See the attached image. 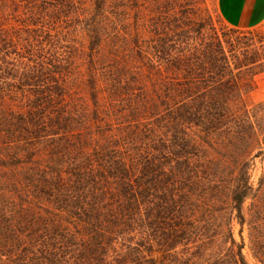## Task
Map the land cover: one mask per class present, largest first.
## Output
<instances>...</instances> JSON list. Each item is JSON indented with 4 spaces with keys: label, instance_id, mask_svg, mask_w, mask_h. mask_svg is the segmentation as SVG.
Returning a JSON list of instances; mask_svg holds the SVG:
<instances>
[{
    "label": "trees",
    "instance_id": "trees-1",
    "mask_svg": "<svg viewBox=\"0 0 264 264\" xmlns=\"http://www.w3.org/2000/svg\"><path fill=\"white\" fill-rule=\"evenodd\" d=\"M128 8L0 0V264H264L250 84Z\"/></svg>",
    "mask_w": 264,
    "mask_h": 264
},
{
    "label": "rangeland",
    "instance_id": "rangeland-1",
    "mask_svg": "<svg viewBox=\"0 0 264 264\" xmlns=\"http://www.w3.org/2000/svg\"><path fill=\"white\" fill-rule=\"evenodd\" d=\"M132 17L141 13L149 19L165 18L166 26L172 29L177 39L187 41L186 45H197L212 40L221 42L226 58L220 62L223 69L238 73L240 79L250 86L243 89V101L229 103L232 108L252 113L259 136L261 154L254 158L251 169V183L257 186L264 175V21L253 28H234L219 16L216 0H128ZM249 200L244 204L248 207ZM237 240L239 225L233 224ZM244 237L247 242V229ZM244 254L250 264H255L248 247Z\"/></svg>",
    "mask_w": 264,
    "mask_h": 264
},
{
    "label": "crops",
    "instance_id": "crops-1",
    "mask_svg": "<svg viewBox=\"0 0 264 264\" xmlns=\"http://www.w3.org/2000/svg\"><path fill=\"white\" fill-rule=\"evenodd\" d=\"M221 19L234 28H253L264 21V0H216Z\"/></svg>",
    "mask_w": 264,
    "mask_h": 264
}]
</instances>
